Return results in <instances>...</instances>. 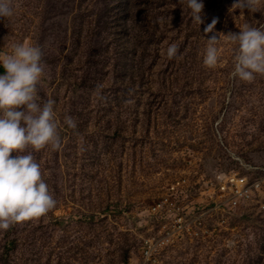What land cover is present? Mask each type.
<instances>
[{
	"label": "rangeland",
	"instance_id": "rangeland-1",
	"mask_svg": "<svg viewBox=\"0 0 264 264\" xmlns=\"http://www.w3.org/2000/svg\"><path fill=\"white\" fill-rule=\"evenodd\" d=\"M200 2L198 25L186 4L163 0L158 30L147 25L128 55L129 69L143 78L125 91L114 82L121 50L112 37L98 38L92 8L13 0V17L0 18V53L17 43L43 50L38 102L54 101L62 141L59 151L32 152L56 207L10 228L21 239L13 264H264V208L224 210L212 197L222 175L264 166V76L231 78L237 46L226 39L245 24L264 30V0L254 13L233 8L237 0ZM212 37L219 60L209 68ZM172 44L179 51L169 60ZM173 195L199 218V234L177 233L147 260L146 240H160L162 229L152 208Z\"/></svg>",
	"mask_w": 264,
	"mask_h": 264
},
{
	"label": "clouds",
	"instance_id": "clouds-1",
	"mask_svg": "<svg viewBox=\"0 0 264 264\" xmlns=\"http://www.w3.org/2000/svg\"><path fill=\"white\" fill-rule=\"evenodd\" d=\"M179 4H186L196 24L203 23L204 5L200 0H179ZM261 6L262 0H237L232 7L254 13ZM13 15V0H0V18L8 23ZM215 23L214 19L204 32H211ZM226 39L237 46L231 78L251 83L256 75L264 76V30L245 24L238 34L229 33ZM218 42L215 37L207 39L203 63L209 68L218 63ZM178 51L177 45H170L167 58L177 57ZM43 56L40 46L24 43L14 44L11 54L0 53V231L39 219L56 207L32 155L46 147L62 149L54 101L38 102L39 85L45 75ZM64 122L71 129L77 127L70 116Z\"/></svg>",
	"mask_w": 264,
	"mask_h": 264
},
{
	"label": "trees",
	"instance_id": "trees-1",
	"mask_svg": "<svg viewBox=\"0 0 264 264\" xmlns=\"http://www.w3.org/2000/svg\"><path fill=\"white\" fill-rule=\"evenodd\" d=\"M162 3L163 0H78L81 9L88 14L92 8L96 21L102 24L103 31L98 38L103 40L112 37L121 50L119 56L121 71L114 79L115 85L121 91L130 88L137 79L141 81L143 78L129 69L128 55L131 56L133 51L136 53L135 48L144 42L147 37V25L158 30ZM1 72H3L2 68ZM88 80V76L83 77L86 89L91 88L90 84H87ZM104 82L103 79L100 81V83ZM9 230L3 238L5 243L0 250V264H13V253L21 243L19 235L15 232L13 236H9Z\"/></svg>",
	"mask_w": 264,
	"mask_h": 264
},
{
	"label": "built area",
	"instance_id": "built-area-1",
	"mask_svg": "<svg viewBox=\"0 0 264 264\" xmlns=\"http://www.w3.org/2000/svg\"><path fill=\"white\" fill-rule=\"evenodd\" d=\"M212 197L214 206L224 210H234L249 204L264 208V166L250 167L246 175H222ZM165 199L152 208L154 212L157 211V221L162 229L160 240L152 237L146 240L143 257L147 260H151L160 247L172 243L177 233L181 237L191 233L199 234L196 231L199 218L176 200L174 195Z\"/></svg>",
	"mask_w": 264,
	"mask_h": 264
}]
</instances>
